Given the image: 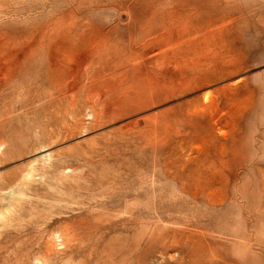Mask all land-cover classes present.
Masks as SVG:
<instances>
[{
	"label": "rangeland",
	"instance_id": "374dc122",
	"mask_svg": "<svg viewBox=\"0 0 264 264\" xmlns=\"http://www.w3.org/2000/svg\"><path fill=\"white\" fill-rule=\"evenodd\" d=\"M0 264H264V0H0Z\"/></svg>",
	"mask_w": 264,
	"mask_h": 264
}]
</instances>
